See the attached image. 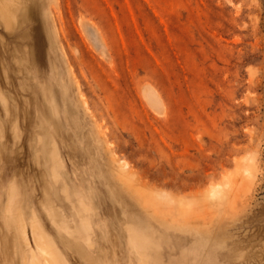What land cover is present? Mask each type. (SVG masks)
Returning <instances> with one entry per match:
<instances>
[{
	"label": "rangeland",
	"instance_id": "1",
	"mask_svg": "<svg viewBox=\"0 0 264 264\" xmlns=\"http://www.w3.org/2000/svg\"><path fill=\"white\" fill-rule=\"evenodd\" d=\"M49 258L264 264V0H0V264Z\"/></svg>",
	"mask_w": 264,
	"mask_h": 264
},
{
	"label": "bare ground",
	"instance_id": "2",
	"mask_svg": "<svg viewBox=\"0 0 264 264\" xmlns=\"http://www.w3.org/2000/svg\"><path fill=\"white\" fill-rule=\"evenodd\" d=\"M249 168V167H248ZM250 169V168H249ZM251 171V170H250ZM249 172V171H248ZM247 172V173H248ZM227 187H228V185H226ZM213 188H210L209 189V194H210V196H212V197H217V196H219L220 195V193H221V190H222V188L220 187V184H219V187H215V186H212ZM43 252L45 253V255H49L50 256V253L46 250V249H44L43 248ZM47 264H57V263H55L51 258H49L48 259V261H47Z\"/></svg>",
	"mask_w": 264,
	"mask_h": 264
}]
</instances>
